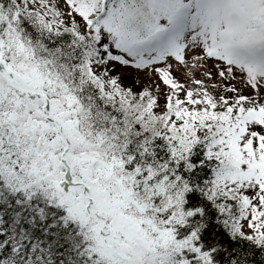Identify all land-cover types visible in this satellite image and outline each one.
Wrapping results in <instances>:
<instances>
[{
	"label": "snow or ice",
	"instance_id": "6c2138e0",
	"mask_svg": "<svg viewBox=\"0 0 264 264\" xmlns=\"http://www.w3.org/2000/svg\"><path fill=\"white\" fill-rule=\"evenodd\" d=\"M0 264H264V0H0Z\"/></svg>",
	"mask_w": 264,
	"mask_h": 264
}]
</instances>
